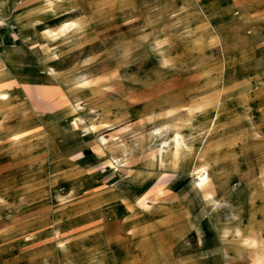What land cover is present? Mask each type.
<instances>
[{"label": "rangeland", "instance_id": "374dc122", "mask_svg": "<svg viewBox=\"0 0 264 264\" xmlns=\"http://www.w3.org/2000/svg\"><path fill=\"white\" fill-rule=\"evenodd\" d=\"M263 17L264 0H0V264H258L230 237L239 202L264 211ZM220 94L213 138L245 135L207 195L194 128ZM161 138L183 144L174 168L150 156Z\"/></svg>", "mask_w": 264, "mask_h": 264}, {"label": "bare ground", "instance_id": "6f19581e", "mask_svg": "<svg viewBox=\"0 0 264 264\" xmlns=\"http://www.w3.org/2000/svg\"><path fill=\"white\" fill-rule=\"evenodd\" d=\"M227 7L232 8V6L229 5L226 7L224 6L223 9ZM204 15L211 21L212 26L215 29L218 37L222 40L223 43H225L223 37L221 36L220 32L218 31L217 27L214 25V23L212 22V20L210 19L206 11H204ZM0 22H1V18H0ZM1 54H4L5 56H7V58H12L15 55V51L11 46L4 44L2 39L0 38V55ZM228 58L229 56L227 54V50L225 49L223 59L221 61L222 68L228 65ZM261 82H264L263 78ZM261 90H264V85L261 87ZM10 97H11V90L8 85L7 74L4 70H1L0 68V101L7 102ZM223 97H224L223 94H220L218 96V99L214 106L215 115L210 120L207 119V120L202 121L200 124L197 125L196 128H194L197 132L203 133L204 140L200 144L198 151L196 153V159L194 160L195 163H194V167L191 173H192V177L196 176L195 186L199 190L205 189L207 195H211L209 193V189H210L209 180H210L211 175L213 173H216L215 175L216 181L220 180L221 178L225 176L224 172L221 170V166L219 165V163L221 162L222 159H224L225 156L230 154L229 150L233 146L235 147V145H237L238 143L237 140L245 135V131L243 130V128L236 126L229 136H226V137L215 136L217 138L215 139L213 138L215 133L219 132L218 128H219L220 122L222 120V117L224 115L225 108H226L225 104L222 102ZM257 101H260V100H257ZM242 108L244 109V111L249 110L248 109L249 106L243 105ZM246 116L248 117L247 121L252 127V131L255 133L258 132V129L255 128L256 122L254 118L250 115H246ZM91 128H93V125ZM89 130L90 129H87V131ZM137 146L138 144L135 145V147ZM182 149H183L182 142L177 141V142L171 143L169 139L161 138L159 140V143L155 144V147H153V149H151L149 153H150L151 158L160 167H163V168L173 167L174 168L175 158L177 157L178 154H180ZM120 152H121V157L123 158V160L124 161L127 160L128 155L132 152L131 146L123 143L120 146ZM112 159L116 160L117 163L119 162V159L116 156H112ZM157 200L158 199L156 197L150 200L145 199L141 201L140 204L144 209H147L149 207V203L151 202L155 203ZM240 204L241 203L239 202L238 205L232 208L233 216L239 219L238 220L239 227H236V231L234 235L231 236L230 238L235 239L248 252L249 251L252 252L253 258L256 260L258 264H264V226L261 220V214L263 215L264 211L263 209H257L254 206V200H251L250 210L247 213V215L244 216V214H242L241 212V208L239 207ZM245 217L247 219V225L245 227H241L242 219ZM222 235L223 237H228L229 233L227 230H224L222 232ZM149 246L147 247L143 246L142 242H140V244L138 245L139 250H140L139 252L141 253L145 251L146 253L145 257L147 259L150 258L152 255V252H151L152 248L151 246L149 248ZM133 262L134 264H140L139 260H137L136 258L134 259Z\"/></svg>", "mask_w": 264, "mask_h": 264}, {"label": "crops", "instance_id": "0c3cea01", "mask_svg": "<svg viewBox=\"0 0 264 264\" xmlns=\"http://www.w3.org/2000/svg\"><path fill=\"white\" fill-rule=\"evenodd\" d=\"M240 10L243 11V12L246 11L245 7H242ZM262 19L264 20V17ZM260 94L264 98V90H261V88H260ZM263 103H264V99L261 100L260 104L263 105ZM262 115H264V113Z\"/></svg>", "mask_w": 264, "mask_h": 264}]
</instances>
